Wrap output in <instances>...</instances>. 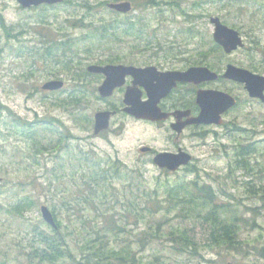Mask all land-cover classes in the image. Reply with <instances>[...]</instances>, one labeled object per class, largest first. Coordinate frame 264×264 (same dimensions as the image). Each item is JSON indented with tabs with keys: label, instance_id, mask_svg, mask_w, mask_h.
Listing matches in <instances>:
<instances>
[{
	"label": "rangeland",
	"instance_id": "rangeland-1",
	"mask_svg": "<svg viewBox=\"0 0 264 264\" xmlns=\"http://www.w3.org/2000/svg\"><path fill=\"white\" fill-rule=\"evenodd\" d=\"M102 1L104 0H71L72 3L86 2L91 7H95L91 9L90 17L85 18V22L87 23L91 22L90 19L92 18L93 25L98 24L101 17L109 19L112 15H115L108 7L103 9L97 7V3ZM239 1L181 0V8L185 11L188 10V12L191 11L188 13V18L184 17L178 8L172 10L168 6H165L163 8L164 17L159 19L155 13L156 7H148L142 11V18L148 27L147 32L143 34L142 38L127 37L122 42L110 46V48L119 50L120 56L127 54L136 58L133 64L137 66L161 62L164 54L165 56L167 54V57L176 56L179 60L184 57L190 60H197V58H202V55L199 56V53L210 51L211 44L207 42L202 46V50H197V48L201 49L199 47L201 46L199 39L197 37L189 38L184 33V29L190 24L198 32L208 33L211 41L213 26L209 19L210 16H218L224 24L234 29H236L234 26H243L244 29L242 30L245 31L251 27L255 29L254 34L256 35V39L259 40L257 48L261 51V46L264 47V23L257 22L256 18L264 17V0H241V3ZM225 8L230 10V14H226ZM41 9L42 5L22 8L15 0H0L2 18L7 26H13V31H11L9 36H6L0 27V101L7 107V109L0 108V177H3L2 172L6 174L0 185V262L5 261L7 264H36L27 262L28 259L25 253L32 246L36 247L42 244L39 237L35 234L39 228L34 230L33 227L29 228L28 226L31 223H40V204L47 205L48 203L45 200L53 194H56V202L59 203V194L68 190V186L71 187L68 174H65L60 181H57V178L54 177L50 188L45 187L47 184L45 181L51 177L45 172L43 165H33L29 154L30 145L27 139L18 133L20 127L14 126L12 119H20L26 123L35 120L47 123V118L49 117L60 118L64 125L70 129L69 136L71 138L67 145L68 147H73L72 151L76 149L82 151L93 150L98 155L97 158L101 159L102 162H105V159L109 158V156L114 159L119 158L127 169L129 168V170L135 173L131 174L132 178L139 181L137 178L139 176L143 181H146L150 189L156 187L157 181L164 182L167 179L169 182H173L175 180L189 181L194 179V174H189L183 169L174 173H162L151 162L148 154L141 153L138 150V147L142 145L158 148L165 144V140L162 138L163 133L150 125L143 123L136 124L124 119L123 130L120 135H116L112 130H109L105 135L91 137L92 129L89 130L87 126V114L90 112L93 114L96 109L101 107V103L97 101L92 102V105L89 104L87 107V96H81L82 103L74 101V98H71L69 94L71 91L76 93V90L80 89L79 86L82 84L79 83L77 87H74L75 80L71 79V76L61 71L57 72L55 69H53L55 74L45 73L44 65L37 61L34 63L26 51L23 52V55L14 54L11 46L15 47L17 40L13 38V35L19 32L21 33L18 35V38L20 41L28 44V46L38 43L39 30L36 28L32 30V27L37 24V19L40 17L45 21L51 22L52 31L58 33L60 27H65L68 24L67 22H63L64 20L69 18V20L74 22L73 20L80 18L85 11L82 7L76 9L73 5L70 6L68 4H58L55 7H48L45 8L46 11L44 7L42 11ZM258 9L260 11H257ZM138 11L136 9L129 15L133 16ZM254 11L258 13L257 17L251 16V13ZM43 12H46V14ZM73 13L76 15L70 18V14ZM65 31L73 36H77L82 32H87V27L72 28L69 26L68 30ZM198 32L197 35L199 34ZM241 35L245 40V35ZM260 51L253 50L252 52L257 62L260 58ZM206 54L209 58L213 55V53ZM80 55L82 56V54ZM220 56L221 62L218 67L221 66V69H223L226 63H234L240 67H245L247 63L244 49L233 51L230 54L222 52ZM213 59L215 60V66L219 62L217 61L218 57L214 56ZM82 60V64H85V59ZM162 60L164 61V59ZM168 60L173 61L174 59L170 58L166 61ZM181 61L175 65L177 67L181 66ZM56 76L64 78H62L65 82L64 90L62 92L55 91L54 93L43 91L41 89L42 84ZM89 83L94 84V81H89ZM97 85L96 80L95 86L97 87ZM84 87L87 92V76ZM60 99L62 100L60 101ZM255 103L252 104L253 106L250 109H246L244 106L237 108L227 120L235 116V118L243 120L244 123L246 122L247 110L253 111L252 115L259 117L262 115L264 118V108L257 102ZM8 110L11 111L12 117L9 115L10 112ZM113 122L117 125L116 118ZM120 122L122 123V121ZM258 129H260V126ZM12 130L17 135H13ZM218 130L221 131L220 128ZM263 136L262 133L251 130L245 133H235L236 138L234 142L229 138H223L221 141L212 139V135H209L204 139L188 137L184 143L190 148L195 157L190 165L199 170V184H208L216 195V201L218 200L223 206L230 204V206L238 208L243 216L255 217L257 225L251 227L248 223L245 226L246 228H243V231L240 233L241 239L247 241L242 244L243 251L241 254H225L223 252L218 254V250L200 247L199 252L202 254V257L198 255L193 256L190 261H187L185 260L187 258L186 255L176 254L168 245H164L167 243L165 241L162 242L161 239L159 242L154 241L151 245L138 251V244L135 243L136 235L139 232L138 223L136 225L133 224L132 219L127 222L118 219L116 223L120 227L125 228V231H118L117 227L114 226L113 230L117 231L116 235L110 232L107 233L105 238L112 245L132 243L136 257L141 260V262L136 261L131 263L128 261L125 264H151V262H154L153 264H227L228 262H237L238 260L242 261V264H261L264 261L262 254L264 253V204L259 200V197L254 198L249 194L248 187L253 183H256L257 186L261 183L264 184V167L262 168V163L264 164ZM220 142L225 143L226 147H223ZM230 143L235 144V147L237 145L245 147L248 144H254L257 147V150L252 153L250 159L251 162L256 160L258 163L257 165L254 164L256 166L255 168L253 167L254 170H251L252 173L250 175H247L244 169L235 170L231 175L228 173L230 170L229 164L235 159L236 154V149H233L232 146L230 148ZM72 151L69 152L68 148H65L61 152L62 158H56V154L49 155L47 153L42 156L43 158H47L48 167L56 164V158L57 161L63 163L68 172V159H71ZM8 161L10 166L6 167L5 163ZM16 161H19V164L15 163ZM102 164L104 165L105 163ZM231 164L235 166L234 162H231ZM34 176L38 178H34ZM29 178L38 182L35 184V189L32 190L40 200L37 208L25 211L21 217L7 215L3 209L5 210L6 206L12 204L18 196L25 193L20 185L16 186L15 184L18 181H25ZM41 182L42 184H39ZM56 182H61V184L59 185ZM118 185L121 186L120 183ZM27 191L29 190L27 189ZM121 207L122 205L115 206V211L122 213ZM253 207H258L259 215H253V211L249 209ZM55 209L58 219H63L64 215L63 213L61 214L63 210L61 211L58 205ZM174 214V212H171L167 215L170 220L165 224L175 226L181 221L183 222L182 225L186 224L193 227L201 240L206 239L208 232L205 235L203 227L206 224L205 220L191 218V220L182 221L173 217ZM62 232L63 234L67 233L64 229H62ZM161 234L164 236L162 231ZM70 244L74 254H78L76 245L72 240ZM241 256H243L242 260L239 259ZM155 257H158V260ZM36 260L38 261V258Z\"/></svg>",
	"mask_w": 264,
	"mask_h": 264
},
{
	"label": "trees",
	"instance_id": "trees-1",
	"mask_svg": "<svg viewBox=\"0 0 264 264\" xmlns=\"http://www.w3.org/2000/svg\"><path fill=\"white\" fill-rule=\"evenodd\" d=\"M106 1L97 3V7L105 8ZM131 1L133 9L139 10L137 14L121 16L114 13L115 15H112L109 19L101 17L98 24L93 25L92 18L90 19L91 22L87 24L84 22L86 17H90V11L95 8L94 6L91 7L86 2L72 3L71 0H65L64 4L73 5L76 9L82 7L85 10L79 19H75L72 22V20L67 18L63 22H67L68 26H62L59 28L58 33H54L50 25L51 22L45 21L40 17L37 19V24L32 27V30L35 28L39 30L38 43L28 46V44L18 38L21 33L19 32L13 35V38L17 40V44L15 47L11 46V50L17 55H23V52L26 51L34 63L36 61L41 62L44 65V70L49 73H53L52 69L56 66L57 72L61 71L75 80V87L79 83L82 84L79 86L80 89L76 90V98H74L76 102L79 103L80 101L82 103L81 96H87L84 87L87 72L84 70L82 59L87 62L97 63L119 61L134 63L136 58L127 54L120 56V51L111 49L110 46L122 42L127 37L142 38L143 34L148 30L147 23L142 18L143 10L157 6L155 13L159 19L164 17V5L172 10L178 8L186 18H188V13L191 12L181 8V0H162L160 2L157 0ZM239 3H241V0ZM43 7L46 11L45 8L47 6ZM225 10L226 14H230V10L226 8ZM257 11H260V9ZM43 13L46 14V12ZM257 14L254 11L251 16L257 17ZM74 15L76 14H70V18ZM263 18L257 17V22L264 23ZM69 26L72 28L87 27V32L73 36L65 32ZM0 27L6 36H9L11 31H13V26L5 24L1 12ZM234 27L246 36L248 28L245 31L242 30L244 29L243 26ZM197 32L198 30L190 24L184 29V33L189 38L197 37L199 39L201 45L199 47L201 49L197 48V50H202V46L207 42L211 46L210 51L199 53L202 58L192 61L221 70V66L218 67V65L221 62L219 57L222 55V49L213 40L210 41L208 33L198 32L199 34L197 35ZM57 34L58 37H56ZM92 46H105L107 49L93 50L91 49ZM206 53H213V55L209 58ZM80 54L84 55V58H81ZM214 56H217V61H219L215 66ZM188 61L191 60L188 59ZM0 108L7 109L1 101ZM47 120V123L38 121L34 125L23 124L19 120L13 121L14 126L20 127L18 133L25 137L30 145L29 154L33 165H43L45 172L51 177L45 181L47 183L45 187L49 189L50 185L53 184L54 177L57 178V181H60L65 174H68L71 183V187L68 186V190L59 194V203L56 202V194L45 200L56 218H58L56 206L58 205L59 209L63 210L61 214L63 213L64 217L57 220V229L50 228L42 220H40V223L29 224V228L33 227L34 230L39 228L35 234L42 243L36 247L32 246L30 253H25L29 263L35 260L33 258H38L36 264H125L128 261H130L129 263L141 262L136 257L132 243L112 245L105 238L107 233L110 232L116 235L117 231L113 230L114 226L117 227L118 231H125V228L120 227L116 223L118 219L124 222L132 219L133 224L136 225L138 223L139 232L136 235L135 242L138 244V251L143 250L154 241L159 242L161 239L162 242L165 241L167 243L164 245H168L176 254L186 255L187 258L185 260L187 261H190L193 256L202 257L199 252L200 247L218 250V254L222 252L225 254L242 253V244L247 241L241 239L240 233L243 228H246L245 226L248 223L251 227L257 225L255 217H245L239 212L238 208L232 207L230 204L223 206L218 200L216 201V195L211 187L205 183L199 184L198 169L187 168V173L194 174L193 180L169 182L166 179L164 182L157 181L156 187L150 189L146 181H143L139 176H137L139 181L132 178L135 173L129 168L127 169L118 159H112L109 156V158L105 159V162H102L101 159L97 158L98 155L93 150L82 151L76 149L72 151L73 147H68L67 145V140L70 138L66 132L68 128L64 126L62 120L58 117H49ZM57 126L64 128V131L58 130ZM12 134L17 135L14 131ZM65 148H68L69 152L72 151V157L68 159V172L63 163L56 160V158H62L61 152ZM235 149V159L231 161L235 163V166H232L230 162L228 173L231 175L235 170L244 169L245 173L250 175L252 173L251 170H254L253 167L255 168L258 163L256 160L251 162L250 159L257 147L254 144H248L245 147L237 145ZM46 153L49 155L56 154V158L53 157L56 164L51 167L47 166V158H43ZM15 163L19 164V161ZM102 163L105 164L103 165ZM254 164L256 165L254 166ZM5 166H10L9 161L5 163ZM263 167L264 164L262 163ZM2 174L3 177H6L4 172ZM34 178L38 177L34 176ZM37 183L36 180L31 178L25 181H18L15 185H20L25 193L18 196L3 211L7 215L21 217L25 211L34 209L40 201L32 192ZM56 183L61 184V182ZM39 184H42V182ZM248 192L254 198L259 197V200L264 204V184L261 183L259 186L256 183L250 184ZM119 205H122V213L115 211V206ZM249 209L253 211L254 216L255 214H260L258 207ZM171 212L175 213L173 217L182 221H188L191 218L205 220L206 224L203 227L205 235L208 232L206 239L201 240L193 227L186 224L182 225L183 222L181 221L175 226L165 224L169 222L170 218L167 215ZM62 229L66 230L67 233L63 234ZM163 237L164 239H162ZM71 240L76 245L78 254H74L70 244ZM262 254L264 257V253ZM155 259L158 260V257H155ZM239 259L242 260L243 256ZM153 263L151 262V264ZM229 263L242 264V261L238 260L227 264ZM0 264L7 263L3 261ZM261 264H264V261Z\"/></svg>",
	"mask_w": 264,
	"mask_h": 264
},
{
	"label": "flooded vegetation",
	"instance_id": "flooded-vegetation-1",
	"mask_svg": "<svg viewBox=\"0 0 264 264\" xmlns=\"http://www.w3.org/2000/svg\"><path fill=\"white\" fill-rule=\"evenodd\" d=\"M255 29L252 27L247 30L246 38L244 40V46L240 49H244V53L247 57V63L245 64V68L250 72L260 74L264 76V47L261 46V51L258 50L257 46L259 44V40L256 39V35L254 34ZM238 49V50H240ZM253 50L260 51V58L255 61L254 56L252 55ZM236 51V50H235ZM161 56V55H158ZM174 59L168 60L167 59ZM164 59V61L162 60ZM161 62H156V64H144L143 66L137 67H147V66H155L158 71H173V70H186L190 67H203L206 66L209 69L218 73V77L215 80L201 81V82H193V81H176L173 86H171L168 91H166L167 81L162 80L161 76L156 71H145L138 73H126L123 74V71L118 70L115 76L118 77L120 83L112 89L111 93L108 95H101L99 92V85L104 81L105 75L101 72L92 73L93 78L97 80V87L94 86L90 93H87V107L92 105V102H100L101 107L96 109L94 113L91 112L87 114V126L92 129L91 137H98L101 135H105L112 130L116 135H120L123 130V120L133 122V123H143L152 126L158 131L162 132V138L165 140V144L161 147H153L149 145H142L138 147V150L141 153L148 154L151 158V162L154 164V157L160 152H167L172 154H178L181 152L188 153L192 156L191 160H194L195 157L192 154L190 148L186 146L185 140L188 137H199L201 139L206 138L209 135H212V139H218L221 141L223 138H229L235 140V133H245L247 131H255L262 133L264 135V118L262 115L255 116L252 115L251 110L246 111V122L243 123V120H239L232 117V119L227 120V118L231 117L232 112L240 107L251 108L253 103L257 102L261 107L264 108V86L261 92V96L253 97L249 94V91L246 89L245 84L238 82L233 79H228L223 77L224 70L226 69V65L223 69L218 70L214 69L206 64L188 61V58L184 57L180 63L181 66L177 67V63H179V59L174 57L163 56ZM112 62H104L97 63L98 65L105 66L111 64ZM122 62H115L113 64L118 65ZM112 64V65H113ZM123 64V63H122ZM125 65H133L129 63H124ZM233 64L236 67H240L237 64ZM131 90L132 97L134 99L133 105L140 106V103H143L149 99V95H159L156 104L151 106L152 113L155 114V119H147L136 117L133 113H130L125 108L129 105L125 103V93ZM200 90H220L228 93L235 99V103L228 110L221 113V118L223 122L220 124L216 123H197L193 122V119L198 117L201 112V107L197 101V93ZM255 101V102H253ZM256 104V103H255ZM99 112H108L109 116V124L106 129H102L95 133V115ZM252 115V116H251ZM117 119V125L114 124L113 120ZM122 121V123L120 122ZM120 122V123H119ZM256 122V123H255ZM254 125H253V124ZM33 125L34 122H31ZM246 124V125H245ZM260 126V129H258ZM256 127V128H255ZM258 127V128H257ZM221 129V131L218 130ZM68 134L70 133V129L66 131ZM264 140V136L262 138ZM223 147H226L225 143L220 142ZM228 145V144H227ZM233 149H235V144L230 143ZM148 147V150L142 151L141 148ZM155 165V164H154ZM157 166V165H156ZM160 171L164 174L174 173L180 169L187 171L189 167L187 164L180 165L175 170H169L167 168H161L157 166Z\"/></svg>",
	"mask_w": 264,
	"mask_h": 264
},
{
	"label": "water",
	"instance_id": "water-1",
	"mask_svg": "<svg viewBox=\"0 0 264 264\" xmlns=\"http://www.w3.org/2000/svg\"><path fill=\"white\" fill-rule=\"evenodd\" d=\"M23 7H29L32 5H39L41 3L54 4L62 2L63 0H17ZM109 8L114 9L118 12H128L131 9V3L129 1L121 2H110L107 4ZM210 22L213 24L212 38L213 40L222 47L225 53H231L232 51L243 47L242 37L239 35V32L233 28L228 27L223 24L219 17H211ZM87 70L90 72H101L105 75V79L102 84L99 86V92L101 95L105 96L111 93L112 89L120 83L121 80L118 79L115 75L118 74L117 71H123V74L126 73H138L145 71H156L160 74L161 79L167 81L168 89L175 84L176 81H193L201 82L208 80H215L218 77L216 72L211 71L208 67H190L186 70H173V71H158L155 66L147 67H136L133 65H124V64H108L105 66L91 64L87 67ZM225 78L233 79L238 82L245 84L246 89L249 91V94L253 97L263 98L261 92L264 86V76L250 72L249 70L236 67L233 64H227L224 74L222 75ZM63 82L58 80L48 81L43 85V89H58L62 86ZM132 91L128 90L125 93L124 101L127 103L125 109L130 113H133L136 117L155 119L152 111L153 105L156 104V101L159 95H149V99L143 103H140V106L133 105L134 99L132 97ZM197 101L201 107V112L193 119V122L197 123H222L221 113L228 110L235 103V99L228 93L220 90H200L197 93ZM108 112H99L95 115V133L102 129H106L109 124ZM142 151L148 150L147 147L141 148ZM191 160V155L185 152L178 154H172L167 152H160L155 155L153 161L154 163L161 167L167 168L169 170H175L180 165L188 164ZM41 213L43 219L48 222L53 227H56L54 218L49 209L42 205Z\"/></svg>",
	"mask_w": 264,
	"mask_h": 264
}]
</instances>
